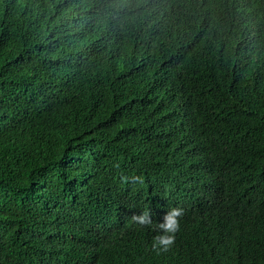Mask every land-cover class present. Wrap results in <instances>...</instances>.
<instances>
[{
    "label": "trees",
    "instance_id": "1",
    "mask_svg": "<svg viewBox=\"0 0 264 264\" xmlns=\"http://www.w3.org/2000/svg\"><path fill=\"white\" fill-rule=\"evenodd\" d=\"M0 264H264V0H0Z\"/></svg>",
    "mask_w": 264,
    "mask_h": 264
},
{
    "label": "clouds",
    "instance_id": "2",
    "mask_svg": "<svg viewBox=\"0 0 264 264\" xmlns=\"http://www.w3.org/2000/svg\"><path fill=\"white\" fill-rule=\"evenodd\" d=\"M133 183L142 182L139 177L133 178ZM184 216V209L171 208L164 217L163 223H156V229L159 230V234L155 236L153 248L160 249L161 251H167L171 246L175 244L176 234L180 231V218ZM132 221L141 226L147 227L153 224L150 211H145L139 215H133ZM162 232L163 234H160Z\"/></svg>",
    "mask_w": 264,
    "mask_h": 264
}]
</instances>
